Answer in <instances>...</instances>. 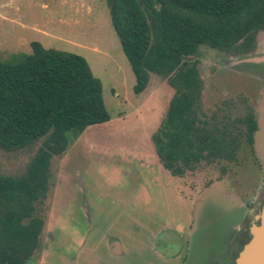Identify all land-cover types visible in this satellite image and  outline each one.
Wrapping results in <instances>:
<instances>
[{"label":"rangeland","instance_id":"1","mask_svg":"<svg viewBox=\"0 0 264 264\" xmlns=\"http://www.w3.org/2000/svg\"><path fill=\"white\" fill-rule=\"evenodd\" d=\"M31 42L83 57L101 81L110 120L69 132L66 150L51 158L48 192L36 208L44 221L40 244L26 264H214L251 225L264 192V62L230 66L264 58V30L248 55L200 46L188 59L197 61L206 119L223 123L252 112L256 131L236 161L180 166L181 175L163 167L151 139L174 89L151 74L134 94L105 0H0V58L29 54ZM41 142L0 149V173L24 174Z\"/></svg>","mask_w":264,"mask_h":264},{"label":"trees","instance_id":"2","mask_svg":"<svg viewBox=\"0 0 264 264\" xmlns=\"http://www.w3.org/2000/svg\"><path fill=\"white\" fill-rule=\"evenodd\" d=\"M111 26L140 95L150 75L174 89L151 139L163 167L236 161L243 142L252 145V112L216 123L202 111L197 61L200 46L241 56L264 30V0H105ZM29 54L0 58V149L22 150L42 140L21 176L0 173V264H26L39 248L50 160L67 148V134L110 120L101 81L76 54L30 43ZM205 118V119H204Z\"/></svg>","mask_w":264,"mask_h":264},{"label":"water","instance_id":"3","mask_svg":"<svg viewBox=\"0 0 264 264\" xmlns=\"http://www.w3.org/2000/svg\"><path fill=\"white\" fill-rule=\"evenodd\" d=\"M264 58H248L236 61L239 63H260ZM253 222L249 227V239L237 254L233 264H264V192L256 202Z\"/></svg>","mask_w":264,"mask_h":264},{"label":"flooded vegetation","instance_id":"4","mask_svg":"<svg viewBox=\"0 0 264 264\" xmlns=\"http://www.w3.org/2000/svg\"><path fill=\"white\" fill-rule=\"evenodd\" d=\"M248 54H245V55H248ZM230 66H233V65H230ZM262 67L260 66V69L264 71V67L263 68ZM249 227H250V224L245 225L240 233L235 235L231 240H229L226 243L225 249L223 250V252L219 254L218 256L217 255L215 256L214 264H229V263L233 264L234 263V260L237 254L242 249L246 241L249 239Z\"/></svg>","mask_w":264,"mask_h":264}]
</instances>
